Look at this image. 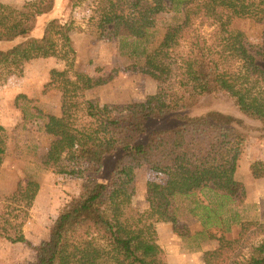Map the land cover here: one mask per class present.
<instances>
[{
    "label": "trees",
    "instance_id": "trees-1",
    "mask_svg": "<svg viewBox=\"0 0 264 264\" xmlns=\"http://www.w3.org/2000/svg\"><path fill=\"white\" fill-rule=\"evenodd\" d=\"M58 1L36 0L19 7L0 3V43L8 45L0 49V82L21 76L25 64L33 60L68 62L73 53L70 20L48 18L35 35L39 21L54 12ZM81 1L66 0L63 12L72 11ZM95 1L101 9L99 29L110 27L111 36L134 44L131 55L142 61L138 70L156 81V90L143 102L101 106L83 95L100 85L97 79L82 73L70 77L71 64L61 72H50L52 82L62 80L58 85L61 113L48 116L42 126L50 139L42 165L78 176L84 183L80 195L59 212L49 238L34 248L35 259L29 264H164L157 259L156 226L176 223L177 197L203 190L223 201L244 195L235 174L246 137L239 130L241 121L218 112L181 118L175 127L155 130L139 142L144 123L148 118L177 115L206 96L222 94L242 115L264 128V42L256 51L257 59L248 51L243 33L230 28L237 18L264 22V0ZM166 10L180 11L182 20L147 47L156 17ZM194 20L212 28L211 32H196ZM117 151L122 156L108 179L100 182L97 177L105 158ZM4 155L0 143V167ZM138 164L165 176L162 183L147 182L148 206L143 210L132 203ZM250 173L254 179L264 178V165L252 164ZM38 186L28 180L19 190L27 207ZM198 209L196 203L191 213L199 217ZM202 209L204 226L211 213H216L207 205ZM247 224H241L242 230ZM254 226L263 239L246 260L232 264H264V224ZM5 238L28 244L20 232ZM207 254L205 264H218L215 260L223 253L219 247Z\"/></svg>",
    "mask_w": 264,
    "mask_h": 264
},
{
    "label": "rangeland",
    "instance_id": "rangeland-1",
    "mask_svg": "<svg viewBox=\"0 0 264 264\" xmlns=\"http://www.w3.org/2000/svg\"><path fill=\"white\" fill-rule=\"evenodd\" d=\"M33 1L36 0H0V3L19 7ZM66 3V0L58 1L54 12L39 21L35 35L40 33L48 18L70 20L73 53L69 55L68 62L58 58L33 60L25 64L21 76H10L0 82V143L5 149L0 167V227L4 235L0 236V264L33 262L34 248L49 238L51 227L63 206L83 190L84 181L78 176L57 173L55 169H46L42 165L50 141L42 126L48 116L61 113L58 85L62 80L57 78L52 82L50 72H61L68 69L66 64H71L70 77L74 73H82L97 79L100 85L84 91L83 95L101 106L143 102L156 90V81L138 70L142 61L131 55L134 44L129 46L111 36L110 27L105 31L99 29L101 9L97 1L82 0L72 11L63 12ZM182 17L180 11L160 13L150 31L147 47L153 46L166 28L179 24ZM199 22L194 20L192 29L202 34L211 32L212 28ZM230 28L241 31L248 51L260 58L256 51L264 42V22L237 18L233 19ZM6 48L7 44L0 43V49ZM212 112L241 121L239 130L245 135L246 144L235 179L243 184L245 193L235 201H223L207 190L189 197H177L174 203L176 223H158V229L156 226L157 259L164 264H205L207 253L219 247L223 254L215 262L232 264L233 261L246 260L252 248L263 239L254 223L264 224V178H252L250 166L256 163L264 165V128L259 122L242 115L229 98L213 94L177 115L148 118L139 142L146 141L155 130L175 127L181 123V118ZM121 156L122 152L117 151L105 158L97 177L100 182L108 179L115 161ZM162 177L144 164L136 165L134 206L142 210L147 208L146 184L162 183L165 179ZM28 180L39 185L30 207L25 205L19 194ZM196 203L200 204L196 212L199 217L191 213ZM205 205L216 214L211 213L203 226L202 207ZM208 212L206 209L205 215ZM244 223L248 224L242 230L241 224ZM16 232L22 233L28 244L11 243L5 238ZM219 238L223 239L222 242ZM226 242L233 243L228 245Z\"/></svg>",
    "mask_w": 264,
    "mask_h": 264
},
{
    "label": "crops",
    "instance_id": "crops-1",
    "mask_svg": "<svg viewBox=\"0 0 264 264\" xmlns=\"http://www.w3.org/2000/svg\"><path fill=\"white\" fill-rule=\"evenodd\" d=\"M159 175H161V174H159ZM161 176H164V175H161ZM162 178H165V176L162 177ZM162 180H165V179H162ZM159 225H160V224L157 225V229H158Z\"/></svg>",
    "mask_w": 264,
    "mask_h": 264
}]
</instances>
